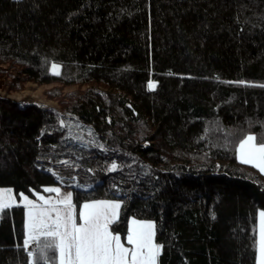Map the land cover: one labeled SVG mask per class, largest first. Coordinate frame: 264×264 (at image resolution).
<instances>
[{"label":"trees","instance_id":"1","mask_svg":"<svg viewBox=\"0 0 264 264\" xmlns=\"http://www.w3.org/2000/svg\"><path fill=\"white\" fill-rule=\"evenodd\" d=\"M0 67L60 107L0 95V264H57L19 194L71 182L76 212L119 201L122 239L153 220L156 264H255L264 173L237 147L264 140V0H0Z\"/></svg>","mask_w":264,"mask_h":264},{"label":"snow or ice","instance_id":"2","mask_svg":"<svg viewBox=\"0 0 264 264\" xmlns=\"http://www.w3.org/2000/svg\"><path fill=\"white\" fill-rule=\"evenodd\" d=\"M57 68L53 65V69ZM56 74H59L58 72ZM244 84V81L238 82ZM264 87V85H260ZM154 89L156 85L149 83ZM240 162L249 164L264 173V140L256 143V136L248 135L239 145ZM113 169L116 165L113 164ZM48 192L60 193L59 188H48ZM28 209L27 236L25 246L32 241L45 238L40 246L41 259L48 257L45 250H58L59 264H156L160 247L153 243V224L132 221L127 234L129 249L121 243L119 234L113 235L109 230L118 217L120 204L117 202L97 201L85 203L79 212L82 223L77 224L71 193L53 201L40 196L43 204L34 203L23 193L19 194ZM15 203L11 189H0V210L7 209ZM57 204L63 207H57ZM259 261L264 264V211L259 213ZM29 256L33 253L30 251Z\"/></svg>","mask_w":264,"mask_h":264},{"label":"rangeland","instance_id":"3","mask_svg":"<svg viewBox=\"0 0 264 264\" xmlns=\"http://www.w3.org/2000/svg\"><path fill=\"white\" fill-rule=\"evenodd\" d=\"M54 65H56V64H54ZM3 66L6 67L5 65H2V67ZM5 78L6 77H3V78L0 77V95L8 97L10 99H13V100L17 101L21 105L26 104V103H37V104H42V105H44L46 107H51V108H55L56 110H60L59 103H58L57 99L54 98L53 96H50L48 94V92L46 91V90L52 88L55 85L58 86L57 83L40 84V83H36V82L30 81V80H25L24 82H22V85H21L20 88L11 89L10 87L1 86L2 83L4 84L3 80H5ZM74 87L75 86H66V87H64L63 90L64 91H68V90L73 89ZM59 186L60 187L55 186V188H59L60 189L59 196H58L57 193L54 192V194L47 195V197H45L43 195V193H38L37 197L39 198L40 196H43L45 199L51 198L53 201H56V200L62 198L66 193H71V195H72V190L74 188H78L75 185L74 182L69 183L68 187H63L64 185H59ZM49 188H54V185L50 186ZM0 189H5V188L0 187ZM113 200L118 201L117 199H113ZM41 202L42 203H40V204H43V201H41ZM57 207H61L62 208L63 206L57 205ZM261 211H264V209H258L257 222H256V226H255V232H256V258H255V264H258L259 255H260L259 254V219H260L259 218V213ZM27 212H28V209L25 206V230H26V234H27V223H28ZM130 219L131 220H135L138 223H148V222L152 223L153 224V229H152V232H153V238H152L153 239V243L155 245L159 246L158 243L154 239V222H153V220L134 219V218H130ZM130 219L128 221V231L132 227V221L130 222ZM76 220H77V218H76ZM79 220H77L78 221L77 224L82 223V221L81 220L79 221ZM109 230H110V225H109ZM111 232L113 233V235L119 234V233H115L113 231H111ZM127 234H128V232L126 233V236H125L124 239H122V237L120 236L121 243H123L125 247L129 246V244L127 243ZM27 247L30 250L29 245H27ZM132 247L133 246L131 245V248ZM57 264H59V260H58Z\"/></svg>","mask_w":264,"mask_h":264},{"label":"crops","instance_id":"4","mask_svg":"<svg viewBox=\"0 0 264 264\" xmlns=\"http://www.w3.org/2000/svg\"><path fill=\"white\" fill-rule=\"evenodd\" d=\"M248 135H251V134H248ZM248 135H246L243 139H245ZM239 145H240V143H239ZM239 145H238V147H237V157H238V159L240 160V158H239V155H240V152H239ZM259 170V169H258ZM260 171V170H259ZM261 172V171H260ZM59 185H64L63 187H68V184L66 185V184H62V183H56V185L55 186H57V187H60ZM55 186H54V188H55ZM62 187V188H63ZM50 194H54V192H49V193H47V194H44L43 193V195L45 196V197H47V195H50ZM72 197H73V194H72ZM97 201H108V202H117V203H119V201H116V200H113V199H100V200H91V201H86V202H83L81 205H80V208H79V210H78V212H76V209H74V213L76 214V218H77V220H79L80 218H79V212L82 210V206L85 204V203H93V202H97ZM33 202L34 203H37V204H40V203H42L41 201H40V199L37 197L36 199H33ZM72 203H73V201H72ZM57 205H60V204H57ZM73 205H74V203H73ZM24 206H25V204H24ZM61 206H63V205H61ZM118 212H119V209H118ZM80 221V220H79ZM131 221H133V220H131L130 219V222ZM78 222V221H77ZM26 236H27V234H26ZM26 247V246H25ZM129 249H131V245L129 244ZM27 248V247H26ZM58 251V250H57ZM58 255H59V253H58ZM57 262H58V260H57Z\"/></svg>","mask_w":264,"mask_h":264}]
</instances>
